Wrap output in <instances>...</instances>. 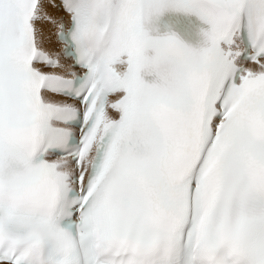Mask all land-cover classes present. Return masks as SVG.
<instances>
[{"label":"snow or ice","instance_id":"obj_1","mask_svg":"<svg viewBox=\"0 0 264 264\" xmlns=\"http://www.w3.org/2000/svg\"><path fill=\"white\" fill-rule=\"evenodd\" d=\"M0 264H264V0H0Z\"/></svg>","mask_w":264,"mask_h":264}]
</instances>
